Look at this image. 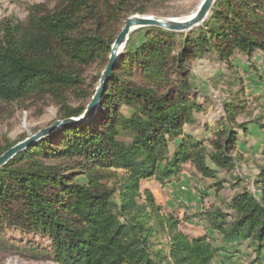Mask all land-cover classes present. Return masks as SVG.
I'll return each instance as SVG.
<instances>
[{
  "label": "trees",
  "instance_id": "16d2710c",
  "mask_svg": "<svg viewBox=\"0 0 264 264\" xmlns=\"http://www.w3.org/2000/svg\"><path fill=\"white\" fill-rule=\"evenodd\" d=\"M171 1L58 0L50 9L31 8L23 21L4 22L0 103L46 100L60 107L62 120L80 116L86 106L72 110L67 102L93 96L83 90V71L96 64L102 73L127 18ZM136 33L142 39L133 45ZM256 52L264 60V0H216L203 24L186 33H131L89 120L56 130L0 167V249L54 264H211L244 247L252 264H262L264 168L254 181L259 195L237 194L226 205L230 214L204 212L205 235L198 237L179 231L177 218L141 190L144 182H178L185 167L213 177L206 161L234 168L238 133L251 128L236 124L233 99L221 103L224 116L209 140L184 130L202 110L190 64L199 56L227 64L234 53L251 61ZM26 139L0 145V156ZM260 148L264 154V143Z\"/></svg>",
  "mask_w": 264,
  "mask_h": 264
},
{
  "label": "rangeland",
  "instance_id": "374dc122",
  "mask_svg": "<svg viewBox=\"0 0 264 264\" xmlns=\"http://www.w3.org/2000/svg\"><path fill=\"white\" fill-rule=\"evenodd\" d=\"M57 1L0 0V26L4 22L23 21L31 8L42 6L50 9ZM201 1L176 0L160 6L149 4L141 9L146 10L144 16L186 18L195 13ZM121 24V22L115 23L112 29L118 30ZM141 39L142 34L136 33L130 42L135 45ZM190 68L194 75V86L201 93L197 102L202 106V110L194 114L197 123L184 127L185 132L190 133L197 140H209L212 130L215 129V123L224 116L220 107L221 103L227 102L229 98L233 99L234 104L239 107L236 124H247L248 128H251L247 136H243L241 131L238 133L239 142L236 152L241 155V158H238L230 172L217 169L206 161V166L213 170L214 176L205 178L193 169L185 167L184 172L189 176L186 184L188 186H185L184 191L178 193L179 196L173 199L176 208L168 210L162 207L177 218L179 231L190 237H198L205 235L206 224L199 218L204 212L214 209L229 212L226 210V205L242 191L259 195L255 189H260V187L255 185L254 181L258 180L260 170L264 168V154L260 150L264 143V60L260 52H256L251 61H247L246 57L241 54L234 53L227 64L222 61L217 63L211 57L199 56L191 62ZM101 70V67L95 64L83 71V90L95 92L99 85L98 78ZM90 98H70L67 104L70 109L74 110L85 107ZM120 112L124 116L129 114L124 106L121 107ZM59 114H61L60 107L46 100L0 103V145L6 146L17 143L21 139L30 138L38 131L62 120ZM255 122L261 126L258 124L257 127ZM145 184H147L145 188L152 187L150 182H144L141 190H147L144 189ZM172 193L171 189L167 188L154 194L158 201H162L171 199L174 196ZM3 234L9 238L13 237L8 232H3ZM212 237L216 238L215 232L212 233ZM28 241L39 244L41 247L44 245V242L39 239ZM239 250L240 253L236 255L237 263L229 264H252L254 254L244 247H240ZM225 261H227L225 258L219 256L211 264H223L222 262ZM0 264L54 263L49 260L33 259L28 252L23 253L21 250L14 252L0 249Z\"/></svg>",
  "mask_w": 264,
  "mask_h": 264
},
{
  "label": "water",
  "instance_id": "95a60500",
  "mask_svg": "<svg viewBox=\"0 0 264 264\" xmlns=\"http://www.w3.org/2000/svg\"><path fill=\"white\" fill-rule=\"evenodd\" d=\"M216 0H202L196 9L195 13L186 18H157L152 16H132L123 22L121 30L117 34L108 57V63L102 71L99 79V85L96 88L93 96L86 105L82 114L76 118H67L54 122L51 126L38 131L36 134L26 139L25 141L15 145L0 156V167L4 166L18 152L30 146L34 142L43 139L56 130L65 129L70 126L80 125L89 120L93 115L100 100L102 91L105 88L106 82L110 77L113 66L124 50L128 41L129 35L136 30L146 28H156L172 33H186L200 26L207 19Z\"/></svg>",
  "mask_w": 264,
  "mask_h": 264
},
{
  "label": "crops",
  "instance_id": "0c3cea01",
  "mask_svg": "<svg viewBox=\"0 0 264 264\" xmlns=\"http://www.w3.org/2000/svg\"><path fill=\"white\" fill-rule=\"evenodd\" d=\"M188 178L189 176H187V174L185 172L182 173L181 175V178L178 182H172L171 184H169L168 186H166L165 188H159L155 183L153 182H150V184L152 185V187L150 186L149 188H145L147 184H145L144 186V189H147L148 191H150L152 193V195L154 196L156 202L158 205H160L161 207L163 208H166V209H170V210H174V208H176V206L174 205L175 201L173 199H175V197L179 196L178 193H181V191H184V187L188 186L186 185L187 184V181H188ZM183 185V187L181 186ZM171 189V191L173 192L172 195H174L171 199H168V200H162V201H158L156 199V196H155V192H160L161 190L164 191V189ZM184 203V202H183ZM185 205V204H184ZM237 258H233L231 260H227L225 262H222L223 264L227 262V264L229 263H237Z\"/></svg>",
  "mask_w": 264,
  "mask_h": 264
}]
</instances>
